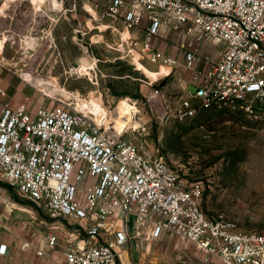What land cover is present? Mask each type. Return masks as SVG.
Here are the masks:
<instances>
[{
  "label": "built area",
  "instance_id": "2783aa9c",
  "mask_svg": "<svg viewBox=\"0 0 264 264\" xmlns=\"http://www.w3.org/2000/svg\"><path fill=\"white\" fill-rule=\"evenodd\" d=\"M81 1L0 0L1 15L4 5L28 3L31 9L30 30L0 32V51L7 43L22 50L27 40L42 39L46 20L50 29L78 15ZM88 1L97 10L95 22L74 18L78 25L73 37L86 61L65 69L64 75L66 81L73 76L87 78L99 87L95 98L64 101L60 97V105L33 110L27 101L9 103L6 89L0 87V181L42 206L50 218L85 224L80 226L84 233L78 227V237L68 244L64 264H121V248L136 237L130 235V220L136 233L149 228L154 238L178 236L223 264H264V231H245L223 216H208L201 207L199 184L183 181L158 148L147 150L126 139L125 134L136 128H118L110 120L113 113L108 106L115 98L107 82L111 77L99 69L101 60L92 49L100 43L123 52L121 58L131 60L153 86L146 97L151 104L160 96L154 87L159 74L148 76L145 62L175 68L176 59L154 46L161 30L171 29L179 35L177 46L186 65L205 64L194 71V91L180 100L174 116L186 121L201 111L216 110L242 112L264 122V0ZM144 16L150 24L137 50L130 30L140 27ZM37 28L43 36H33ZM190 38L201 44L222 41L225 47L212 61L197 54ZM126 100L133 102L131 97ZM93 102L103 105V110ZM59 239L50 231L48 246L54 249ZM31 247L30 242L22 245L24 250ZM7 249L0 245V255H6Z\"/></svg>",
  "mask_w": 264,
  "mask_h": 264
},
{
  "label": "rangeland",
  "instance_id": "374dc122",
  "mask_svg": "<svg viewBox=\"0 0 264 264\" xmlns=\"http://www.w3.org/2000/svg\"><path fill=\"white\" fill-rule=\"evenodd\" d=\"M77 22H74L75 27ZM53 37V41L39 39L34 47L23 44L22 50L7 43L0 51V59H14L0 63L2 75L9 79L0 86L6 89L9 103L17 105L27 101L33 110L54 107L61 103V89L72 92L74 98H95L99 87L87 78L65 79L64 70L78 65L85 57L80 47L70 39L63 47V40ZM212 42L208 53L214 57L225 44L217 40ZM181 69L182 66L174 68L157 82L160 96L151 104L146 97L152 87H146V93L138 91L133 96L126 93L127 89L124 92L112 89L115 96L110 102L112 109L129 97L137 109L136 130L126 133L125 138L147 150L158 148L171 167L179 171L183 181L188 185L199 184L201 207L208 216H223L245 231H264V122L253 120L242 112L216 110L201 111L192 120H180L174 116V111L187 96L180 86ZM123 71L147 78L132 67ZM189 91H194V87ZM0 198L6 199L8 209H13L5 219L8 234L14 236L20 228L25 238L39 230L54 231L60 239L50 253L54 264H63L68 244L78 237V227L85 224L72 218H50L42 206L25 199L2 181ZM132 224L130 220V235L136 237L121 248V264H223L218 257L207 255L178 236L165 234L154 238L149 228L136 233Z\"/></svg>",
  "mask_w": 264,
  "mask_h": 264
},
{
  "label": "crops",
  "instance_id": "0c3cea01",
  "mask_svg": "<svg viewBox=\"0 0 264 264\" xmlns=\"http://www.w3.org/2000/svg\"><path fill=\"white\" fill-rule=\"evenodd\" d=\"M3 10L5 11L3 15H1V12L3 11H0V32L8 28H12L13 30L15 29L24 33L30 30L31 9L28 3H15L12 4L10 8L4 5ZM96 16L97 10H95L94 5L88 0H82L80 2V11L78 15H70L68 19L62 20L57 26H54L50 29H48V25L50 22L46 20V29L44 30V36L50 37V34L52 36L55 35L59 37L60 40H63V42H61V45H63V47H66L65 45H67L68 39L73 41L75 29L74 18L78 17L81 23L91 24V22H95ZM109 21V19L106 20V22ZM149 24L150 22L148 21L146 16H144L141 26L132 28L130 30L131 37L133 39H136L138 42L136 46L137 50H140L146 38ZM116 25L119 27V30L123 29V24L121 22H118ZM40 28L33 30V36H43ZM169 31L172 30L163 28L161 30V36L154 41V46L161 53L175 58L177 61V65L180 67L182 66V69L179 71V75L181 77L180 86L185 90V94H188L189 92H192L189 91V88L193 86L191 82L194 71L196 69L204 67L205 64L196 62L194 63L192 68L188 67L186 65L187 62L184 58L183 52L180 51L177 46L178 42L180 41L178 33L172 31V33L169 35ZM110 40H112L111 36H109V41ZM189 40L190 42L193 41L192 38H190ZM116 41H118V37ZM212 43V40L209 39L202 44L192 42V45L199 56L209 57L212 61H217L222 50L219 51L214 57H211L208 52ZM92 49L101 60L99 63V69L102 71V73L111 77L107 80V82L115 92H124L125 89H127L126 93L133 96L136 95L138 91L146 93V87H152V89L150 90H153V86L150 85L147 82V79H145L144 77L137 76L136 74L133 75L124 73L123 70H125V68L128 69V67H132L134 71L136 70V68L134 67V64L131 60L127 58H121L123 52L108 49L106 45L100 43L93 44ZM8 60L13 61L14 59L2 57V59H0V63L6 64ZM145 63L147 67L145 68L146 74L148 76L157 77V72L159 74V81L164 79L174 69L166 68L161 64H153L149 61H146ZM177 65L175 66V68L178 67ZM8 82L9 79L2 75L0 69V86ZM131 85L133 87H130ZM151 91H148V93L150 94ZM11 104L14 105L13 103ZM5 201L6 199L0 198V245H7L8 249L6 255H0V264H54V257L50 253L51 251L54 252V250L51 249L47 244V235L50 232L49 230H39L34 235L32 234L31 237L29 235L26 238L24 237L22 228H20L19 233H14V236L8 234L5 219L7 218V213H12L13 209H8L7 203ZM25 242H30L32 247L28 250H24L22 248V245ZM39 249L43 251L42 255H37L36 252Z\"/></svg>",
  "mask_w": 264,
  "mask_h": 264
},
{
  "label": "bare ground",
  "instance_id": "6f19581e",
  "mask_svg": "<svg viewBox=\"0 0 264 264\" xmlns=\"http://www.w3.org/2000/svg\"><path fill=\"white\" fill-rule=\"evenodd\" d=\"M50 37H43L42 39L43 40H49V41H53L54 40V37L50 34L49 35ZM28 44L29 47H34L35 45V42H34V38L32 41H29L27 40L26 42ZM2 45V43L0 44ZM85 56V55H84ZM82 62H85L86 61V58L85 57H82L81 58ZM39 84H42V80L39 81ZM60 96H62V100L64 101H70V100H77L79 101L80 97L78 98H74V94L66 89H61L60 91ZM78 96V95H77ZM85 101V99H82ZM95 105L94 107H96L97 110H103L102 108L104 107L103 105L101 104H98L96 102H93ZM109 109H111L112 113H113V116H111L110 120L116 124L118 126V128H123V129H126L128 127H131L133 126L134 128L137 127V121L135 119V116H136V112H137V109H136V106L129 103L127 100H122L121 102H119V104L117 105L116 108L112 109L111 106H108Z\"/></svg>",
  "mask_w": 264,
  "mask_h": 264
},
{
  "label": "water",
  "instance_id": "95a60500",
  "mask_svg": "<svg viewBox=\"0 0 264 264\" xmlns=\"http://www.w3.org/2000/svg\"><path fill=\"white\" fill-rule=\"evenodd\" d=\"M133 223V222H132Z\"/></svg>",
  "mask_w": 264,
  "mask_h": 264
}]
</instances>
